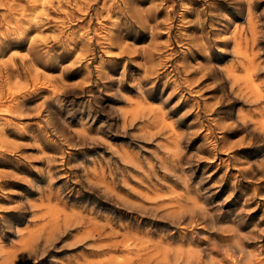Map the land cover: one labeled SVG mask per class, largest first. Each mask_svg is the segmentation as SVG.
<instances>
[{"label":"rangeland","instance_id":"rangeland-1","mask_svg":"<svg viewBox=\"0 0 264 264\" xmlns=\"http://www.w3.org/2000/svg\"><path fill=\"white\" fill-rule=\"evenodd\" d=\"M0 264H264V0H0Z\"/></svg>","mask_w":264,"mask_h":264}]
</instances>
